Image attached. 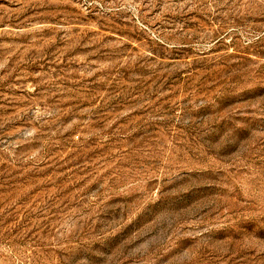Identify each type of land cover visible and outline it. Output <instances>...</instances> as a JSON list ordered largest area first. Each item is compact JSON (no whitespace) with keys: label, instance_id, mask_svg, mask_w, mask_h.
Instances as JSON below:
<instances>
[{"label":"rangeland","instance_id":"obj_1","mask_svg":"<svg viewBox=\"0 0 264 264\" xmlns=\"http://www.w3.org/2000/svg\"><path fill=\"white\" fill-rule=\"evenodd\" d=\"M0 264H264V0H0Z\"/></svg>","mask_w":264,"mask_h":264}]
</instances>
